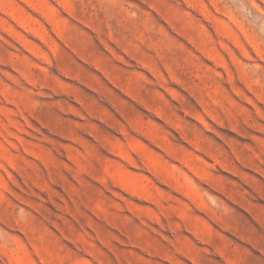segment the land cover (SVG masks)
<instances>
[{
  "label": "rangeland",
  "instance_id": "1",
  "mask_svg": "<svg viewBox=\"0 0 264 264\" xmlns=\"http://www.w3.org/2000/svg\"><path fill=\"white\" fill-rule=\"evenodd\" d=\"M0 264H264V0H0Z\"/></svg>",
  "mask_w": 264,
  "mask_h": 264
}]
</instances>
